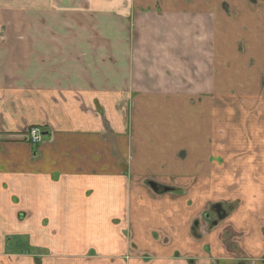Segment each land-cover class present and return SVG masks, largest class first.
<instances>
[{
    "label": "crops",
    "instance_id": "1",
    "mask_svg": "<svg viewBox=\"0 0 264 264\" xmlns=\"http://www.w3.org/2000/svg\"><path fill=\"white\" fill-rule=\"evenodd\" d=\"M263 257L264 0H0V264Z\"/></svg>",
    "mask_w": 264,
    "mask_h": 264
},
{
    "label": "flooded vegetation",
    "instance_id": "2",
    "mask_svg": "<svg viewBox=\"0 0 264 264\" xmlns=\"http://www.w3.org/2000/svg\"><path fill=\"white\" fill-rule=\"evenodd\" d=\"M148 185L149 183L152 182H147ZM155 184V183H153ZM156 185V190H154L156 193L159 190V186L157 184ZM150 186V185H149ZM158 186V187H157ZM162 187V186H160ZM167 188V187H164ZM168 191H163L162 193H167L171 191V188H168ZM163 190V189H162ZM161 194V193H158ZM215 205H219L220 206V210L222 211L223 217L222 218H218V214L216 212V209L214 208ZM227 218V213L224 210V208L222 207L221 204L219 203H215L213 204L211 207H209L207 210L201 212V214H199L198 218H195L194 223L192 225V236L197 239V240H202L203 238H205L207 236V234L210 232V230L217 226L220 222H222L224 219ZM239 245L236 243L233 245L232 249L234 250V252L236 251H240V249L238 248ZM242 261L247 260L246 258L241 257ZM248 261H252L250 259H248ZM260 263L264 264V257L262 259H259ZM191 264H194V260H190Z\"/></svg>",
    "mask_w": 264,
    "mask_h": 264
},
{
    "label": "rangeland",
    "instance_id": "3",
    "mask_svg": "<svg viewBox=\"0 0 264 264\" xmlns=\"http://www.w3.org/2000/svg\"><path fill=\"white\" fill-rule=\"evenodd\" d=\"M199 99H191V100H186V105L188 104L190 107L194 106V105H198L200 104ZM208 104V103H207ZM191 181H196L195 179H192ZM221 197H224V194H222ZM209 207V206H208ZM228 207H226L227 209ZM208 209V208H207ZM206 209V210H207ZM199 214H201V211L196 215L195 218H198ZM13 247V246H12ZM10 247V245L8 246L6 244L5 247V251L8 253H22V252H26V253H35L37 252V249H35L34 247H29L27 243H17L16 246H14L15 248ZM24 247H26L24 249Z\"/></svg>",
    "mask_w": 264,
    "mask_h": 264
},
{
    "label": "built area",
    "instance_id": "4",
    "mask_svg": "<svg viewBox=\"0 0 264 264\" xmlns=\"http://www.w3.org/2000/svg\"><path fill=\"white\" fill-rule=\"evenodd\" d=\"M20 140L31 146H37L42 144L44 137L39 128L31 127L24 132V134L20 137Z\"/></svg>",
    "mask_w": 264,
    "mask_h": 264
},
{
    "label": "water",
    "instance_id": "5",
    "mask_svg": "<svg viewBox=\"0 0 264 264\" xmlns=\"http://www.w3.org/2000/svg\"><path fill=\"white\" fill-rule=\"evenodd\" d=\"M150 187L153 189V190H156V185L153 184V183H149ZM169 189L168 188H164L163 191H168ZM214 208L216 209V212L218 214V218H222L223 217V214H222V211L220 210V206L219 205H215Z\"/></svg>",
    "mask_w": 264,
    "mask_h": 264
},
{
    "label": "trees",
    "instance_id": "6",
    "mask_svg": "<svg viewBox=\"0 0 264 264\" xmlns=\"http://www.w3.org/2000/svg\"><path fill=\"white\" fill-rule=\"evenodd\" d=\"M157 187H158V186H157ZM162 189L164 190V187H160V186H159V190L157 191V193H162V192H163Z\"/></svg>",
    "mask_w": 264,
    "mask_h": 264
}]
</instances>
